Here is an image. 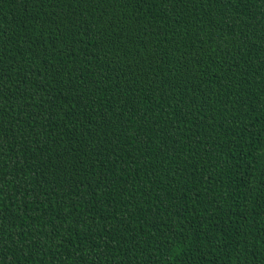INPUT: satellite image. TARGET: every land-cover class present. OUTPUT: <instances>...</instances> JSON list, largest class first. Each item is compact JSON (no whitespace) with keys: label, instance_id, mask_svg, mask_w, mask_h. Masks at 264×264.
<instances>
[{"label":"trees","instance_id":"16d2710c","mask_svg":"<svg viewBox=\"0 0 264 264\" xmlns=\"http://www.w3.org/2000/svg\"><path fill=\"white\" fill-rule=\"evenodd\" d=\"M0 264H264V0H0Z\"/></svg>","mask_w":264,"mask_h":264}]
</instances>
